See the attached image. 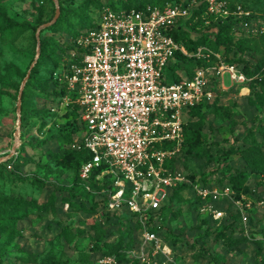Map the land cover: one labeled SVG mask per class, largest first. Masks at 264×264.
Returning a JSON list of instances; mask_svg holds the SVG:
<instances>
[{
  "label": "rangeland",
  "instance_id": "1",
  "mask_svg": "<svg viewBox=\"0 0 264 264\" xmlns=\"http://www.w3.org/2000/svg\"><path fill=\"white\" fill-rule=\"evenodd\" d=\"M62 1L64 7H68L69 1L72 7H78L85 0ZM107 1L112 0H103ZM226 3L228 10L234 11V17L238 20L232 30L237 38L264 36V0H226ZM36 4L42 8L44 20L55 15V1L52 4L36 0ZM0 9L16 21L27 22L31 26L18 39L10 37L3 40L0 37V170L3 169L0 190L4 196L19 200L18 213H28L19 222L21 233L12 237L13 243L8 247L4 264H44V261L51 264H97L102 252H93L91 247L99 242L102 234L98 229L100 226L107 243L104 250L115 251L117 248L119 255H122L120 264H148L140 257L143 251L142 234L140 230L131 231L128 224H123L125 213L117 215L122 217L120 223L115 222L117 218L105 221L106 208L101 205L98 211L93 212L89 209V199L87 209L83 211L73 209L59 196L53 200L56 189L71 188L76 181L73 170L58 164L54 155H64L72 145L70 139L74 141L73 146L78 147L84 132L80 136L75 133L64 139L54 136L64 130L62 123L65 116L62 115L66 109L62 107L63 101L52 92L54 86L43 81H35L36 88H27L28 95L22 100V108L30 111L32 116L25 117L27 125L19 127L20 88L37 60L38 38L34 31L38 25L37 11L32 0H0ZM90 11H93L92 5ZM45 36L56 37L63 46H70L63 61L78 55L77 38L71 33L46 31ZM9 64L15 67L12 72L8 70ZM52 68L51 63L42 67L38 73L40 79L49 77ZM220 101L231 110L234 118H220L212 113L208 115L205 126L206 151H203L202 157L186 155L184 151L176 153L179 161L169 170L183 179L187 186L179 191L172 202L169 198L173 193L171 189L168 190V200L164 203L170 202L171 207L160 235H167L165 238L174 248L180 264H212L205 251L215 256L221 264H263V257L257 253L261 242L264 255V175L249 173L248 184L252 194L244 196L245 200L242 198V203H238L231 186L220 185L208 178L217 164L215 160H208L207 153L218 155L228 149L232 140L242 137L257 117H262L264 123V112L251 104L250 89H239L228 76L225 77ZM17 131L20 136L16 135ZM258 139L263 138L258 135ZM230 163L244 167V160L238 154ZM14 174L26 180L22 181ZM191 183L219 189L222 197L216 200L209 196L206 201L210 206L223 210V218L215 219L212 212L202 210L205 202ZM226 188L231 189L229 195L224 194ZM204 222L206 224L202 226ZM129 223H136V219L129 220ZM230 224L235 225L234 235L240 241L234 251L225 250L223 240L215 238L224 226ZM64 227L68 229L63 230ZM207 228L209 234L206 233ZM5 236L6 233H0V240ZM244 236L246 240L242 238ZM33 256L37 260L31 262Z\"/></svg>",
  "mask_w": 264,
  "mask_h": 264
},
{
  "label": "built area",
  "instance_id": "2",
  "mask_svg": "<svg viewBox=\"0 0 264 264\" xmlns=\"http://www.w3.org/2000/svg\"><path fill=\"white\" fill-rule=\"evenodd\" d=\"M199 2L207 4L213 17L226 18L232 13L225 0H193L189 6L174 3L163 8L106 7L98 27L77 39L88 51L81 61L70 63L62 77L69 92L62 107L75 103L81 108L82 141L92 153L81 166L80 178L92 190V172L104 167L97 179H105L106 185L98 193L106 196L109 212L136 217L143 238L140 257L148 264H180L174 249L153 228L160 226L168 190L184 182L169 170L167 162L185 140L189 110L213 100L214 89L222 90L227 76L236 84L248 81L220 53L215 54V62L198 67L192 78L167 79L166 70L176 53L189 55L167 30L188 18ZM194 55L210 61L212 51L200 47ZM191 184L205 202L202 210L212 212L215 219L223 218L225 212L206 201L209 196L222 197L219 189ZM230 193L226 188L224 194ZM97 264L120 262L108 255Z\"/></svg>",
  "mask_w": 264,
  "mask_h": 264
},
{
  "label": "trees",
  "instance_id": "3",
  "mask_svg": "<svg viewBox=\"0 0 264 264\" xmlns=\"http://www.w3.org/2000/svg\"><path fill=\"white\" fill-rule=\"evenodd\" d=\"M44 1L52 4L54 2V0ZM174 3H183L185 6H189L193 3V0H112L107 2H103V0H85L78 7H72L71 1L68 2V7H64L63 1L60 0L61 15L59 19L54 25L41 32V53L39 58H37L35 66L31 70V75L25 86L22 100L28 95V87L32 86L36 88L37 85L35 81H43L44 84H52L54 86L52 92L59 100H62L69 93L66 82L62 78L64 72L70 63L81 61L82 55L88 51L78 45V55L63 61L62 58L70 51V46H63L56 37H43L46 31H52L55 34L66 31L78 39L82 34H86L98 27L102 12L106 7H111L112 9H146L148 6L163 8L168 4ZM32 5L37 11L38 25L34 27V31L37 32L39 26L51 21L54 16L48 20H44V12L41 7L37 6L36 0H32ZM91 5L93 6V11L89 13ZM207 9V4L205 2L193 5L191 15L188 18L168 28L167 33L172 36L177 43L183 45L189 55L184 54L182 51L176 53L174 62H171L166 70L167 79L171 82H179L183 78H192L198 67L215 62L217 60L215 54L220 53L225 62L235 65L246 75L248 81L244 84H237L238 88H249L251 104L260 107L262 112H264V36L237 38L232 31L234 25L238 21L234 17V11L226 18H215L208 13ZM28 28H31L29 23L18 22L10 17L6 11L0 9L1 39L5 40L10 37L18 39ZM78 30L80 31L78 32ZM200 47H205L212 51L210 61L205 57L198 58L194 55ZM50 63L53 64V68L50 71L49 77L41 80L38 73L41 72L40 70L42 67ZM14 69L15 67L13 65H8V70L10 72ZM183 73L185 76H183ZM259 87H261V89H258ZM214 92L215 98L213 100H204L189 110L190 118L185 125V140L178 152L184 151L186 155L202 157L203 151H206L205 126L208 123V115L212 113L220 118L231 120L234 118V114L231 110L220 103L221 90L215 88ZM65 109V113L62 115L65 116V121L62 123L64 125V130L54 136L60 139H64V137L75 133H78L80 136L85 131L83 121L81 120V108L77 104L71 103ZM56 114H54V116H57ZM30 116H32V113L26 111L23 107L22 128L27 125L25 117ZM258 135H261L263 139L259 140ZM70 143L72 145L65 151L64 155L55 154L54 157L58 164L73 170L76 181L71 188L56 189V195L54 194L53 200H56L59 196L64 202L72 206L73 209L83 211L87 209L89 199L91 201L89 209L93 212L98 211L101 205L106 208V212L104 213L105 221H111V218H117L115 222H122V219H120L122 217H118L120 215L107 210L106 196L98 193V191L102 189L105 179L98 180L97 176L104 167L97 168L92 172L89 183L92 190H88L80 178V169L85 162L92 158V153L89 149L84 147L82 140L78 147L73 146V139H70ZM236 154L244 160L243 168L234 166L230 163V160ZM207 157L209 161L215 160L217 164L213 171H211L210 177H208L209 179L216 180L220 185L226 184L231 186L237 200L241 199L243 196L252 194V190L248 184L250 178L249 173L264 175L263 118L257 117L255 122H253L242 137L232 140L228 149L222 151L218 155L207 153ZM179 158L180 157H177L175 154L171 160H168V167L174 168ZM2 172L3 169L0 170V188L2 185ZM9 175H13V173H9ZM14 175L16 177L18 176L22 181L26 180L17 174ZM192 178L194 179V176H192ZM208 178L205 177V181H207ZM185 186H187V184L182 183L179 187L172 188L171 191L173 194L170 196L169 201L172 202L179 191ZM94 190L96 192H94ZM170 202L165 204L161 209L162 223L159 227L153 228V230L157 231L159 234H161L165 226L164 222L167 219V214L171 207ZM18 206L19 200L4 196L0 190V233H6L5 238L0 240V264H4V260L8 256V247L13 243L12 237L21 233L19 222L28 215L27 212L18 213ZM178 214L179 213H177L176 216ZM132 219H136V217L134 215L125 214L123 217V224H128L129 230L137 232V230H140L141 225L137 220L136 223H129V220ZM205 224L206 222H204L202 226ZM67 229L68 227L63 228V230ZM98 229L102 234L99 238V242L92 244L91 251L102 252V256L115 255L119 262H121L122 255H119L120 251H118L117 248L115 251L112 249L104 250V246L107 245L104 239V232L101 226L98 227ZM235 232V225L230 224L224 226L215 238L223 240V247L225 250L234 251L240 243L238 238L234 235ZM206 233H210L209 228L206 229ZM162 237L168 241L165 238L167 235H163ZM242 238L245 240L247 239L245 236ZM261 248L262 244L260 242L257 254L263 257L262 263L264 264V255L262 254ZM205 253L211 258L212 264H221L215 256L207 251H205ZM30 260L34 262L37 260V257L33 256ZM44 264L51 263L50 261H44ZM63 264L68 263L64 262Z\"/></svg>",
  "mask_w": 264,
  "mask_h": 264
},
{
  "label": "water",
  "instance_id": "4",
  "mask_svg": "<svg viewBox=\"0 0 264 264\" xmlns=\"http://www.w3.org/2000/svg\"><path fill=\"white\" fill-rule=\"evenodd\" d=\"M56 3V13L53 17V19L51 21H48L44 24H42L41 26H39L38 31H37V38H38V44H37V58H39L40 53H41V40H40V35L42 30L49 28L50 26L54 25L57 20L59 19L60 15H61V7H60V3L59 0H54ZM37 61V60H36ZM36 61L32 64L30 71L28 72L24 83L22 84L21 88H20V92H19V101H18V113L20 116V120H19V127H21V115H22V98H23V92L26 86V82L29 80L30 75H31V70L33 69V67L35 66ZM17 136H20V132L17 131L16 132Z\"/></svg>",
  "mask_w": 264,
  "mask_h": 264
},
{
  "label": "crops",
  "instance_id": "5",
  "mask_svg": "<svg viewBox=\"0 0 264 264\" xmlns=\"http://www.w3.org/2000/svg\"><path fill=\"white\" fill-rule=\"evenodd\" d=\"M242 89L249 90V88H247V87H244V88H242Z\"/></svg>",
  "mask_w": 264,
  "mask_h": 264
}]
</instances>
